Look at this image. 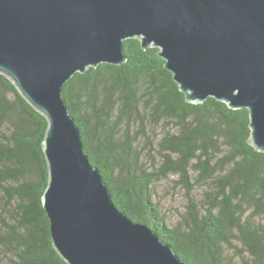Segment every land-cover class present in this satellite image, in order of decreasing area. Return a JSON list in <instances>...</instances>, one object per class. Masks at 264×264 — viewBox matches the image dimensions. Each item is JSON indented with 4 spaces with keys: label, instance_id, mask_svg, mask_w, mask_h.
Returning a JSON list of instances; mask_svg holds the SVG:
<instances>
[{
    "label": "trees",
    "instance_id": "16d2710c",
    "mask_svg": "<svg viewBox=\"0 0 264 264\" xmlns=\"http://www.w3.org/2000/svg\"><path fill=\"white\" fill-rule=\"evenodd\" d=\"M124 51L126 62L77 72L63 87L117 207L190 264H264V152L250 142L249 110L213 97L189 102L159 48L129 38ZM48 125L0 72V260L8 264H68L42 203ZM170 176L187 194L174 225L154 189Z\"/></svg>",
    "mask_w": 264,
    "mask_h": 264
},
{
    "label": "water",
    "instance_id": "95a60500",
    "mask_svg": "<svg viewBox=\"0 0 264 264\" xmlns=\"http://www.w3.org/2000/svg\"><path fill=\"white\" fill-rule=\"evenodd\" d=\"M129 38L159 48L187 101L248 109L264 152V0H0V72L48 119L42 203L68 264H190L117 207L63 97L77 72L126 62Z\"/></svg>",
    "mask_w": 264,
    "mask_h": 264
},
{
    "label": "rangeland",
    "instance_id": "374dc122",
    "mask_svg": "<svg viewBox=\"0 0 264 264\" xmlns=\"http://www.w3.org/2000/svg\"><path fill=\"white\" fill-rule=\"evenodd\" d=\"M155 198L159 202L161 212L166 216L170 225H174L181 218L187 206L185 188L178 182L177 176H170L154 184ZM196 196V188L194 190ZM0 264H8L6 259H1Z\"/></svg>",
    "mask_w": 264,
    "mask_h": 264
}]
</instances>
